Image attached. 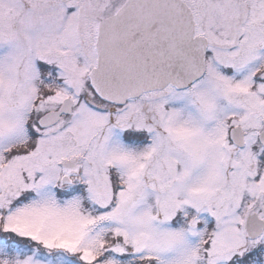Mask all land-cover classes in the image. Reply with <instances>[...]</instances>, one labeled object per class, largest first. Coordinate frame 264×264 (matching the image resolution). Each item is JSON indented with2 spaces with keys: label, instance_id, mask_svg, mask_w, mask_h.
Segmentation results:
<instances>
[{
  "label": "snow or ice",
  "instance_id": "6c2138e0",
  "mask_svg": "<svg viewBox=\"0 0 264 264\" xmlns=\"http://www.w3.org/2000/svg\"><path fill=\"white\" fill-rule=\"evenodd\" d=\"M0 264H264V0H0Z\"/></svg>",
  "mask_w": 264,
  "mask_h": 264
}]
</instances>
